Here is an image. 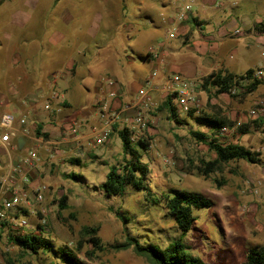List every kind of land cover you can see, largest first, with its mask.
Wrapping results in <instances>:
<instances>
[{"label":"rangeland","instance_id":"374dc122","mask_svg":"<svg viewBox=\"0 0 264 264\" xmlns=\"http://www.w3.org/2000/svg\"><path fill=\"white\" fill-rule=\"evenodd\" d=\"M171 1L0 0V14L5 19L11 11L24 8L32 16L33 34L37 33L40 38L33 42L30 55L47 54L44 56L50 62L49 76L63 72V76L66 74L78 78L80 87L68 99L71 105L78 102L82 106L100 108L104 98L99 95L101 79L111 77L122 87L121 94L116 97L121 100L117 108L128 107L127 114L131 120L136 114L132 107L140 88L137 89L134 85L133 91L130 86L132 81L138 79V71L135 66L127 63L126 57L137 58V52L144 51L149 43L159 45L168 40L170 26L163 25L160 34L156 33L157 36H151L150 30H143L139 37L138 34L135 35L136 30L126 27H131L134 22L137 26L144 24L143 14L157 16L160 6L165 8L163 3ZM250 3H254V7L259 10L258 18L262 19L260 21L264 25V0H251ZM191 5L198 9L195 3L191 2ZM12 31H16V28L5 22L0 23L2 35ZM128 32L130 36L135 35V47L126 42L125 34ZM42 43L43 48H39ZM9 54L7 47H0V67L5 64ZM71 61L75 62V68H66ZM54 62L57 63L52 65ZM252 63L250 59L244 62L249 66ZM255 70L262 71L264 76V67ZM5 73L1 68L0 86H3L1 80H5ZM8 80V89L0 90V99L10 101L9 89L13 87V80ZM193 81L199 84L196 92L200 99L194 112H183L174 99L179 113L178 123L170 118L171 114L167 110L159 108L168 92L154 93L152 98L156 106L145 113L147 126L134 132L133 141L135 144L140 139L149 142L148 150L142 152V161L149 169L146 182L153 195L162 198L170 194L168 192L171 190L180 189L202 194L213 201V208L194 209L197 220L183 239L188 251L206 264H242L251 249L264 247V165H253L241 160L229 163L223 173L204 177L199 172L202 161H212L216 154L207 145L195 140L191 132L211 134L199 118L204 115L213 116L220 111L234 121L237 128L247 123L250 129L249 133L243 135L237 133V130L231 131L217 137L219 142L240 144L264 156V126L257 128L254 120L248 117L249 110L256 108V105L262 103L261 106H264V84L253 94L233 98L226 94L217 96L213 89L205 90L202 80ZM29 82L32 83V80ZM243 86L241 84L236 88L237 94L244 91ZM51 90L47 97L56 91L55 88ZM58 92L61 96V91ZM47 111L51 113V110ZM27 119L29 120L28 116ZM35 120L28 123L32 137L41 141V161L36 171L31 173V179L36 186L42 187L44 203L36 206V214L29 220L34 227L40 226L39 220L43 215L39 210L44 208L47 225L44 231L30 228L22 235L43 233L51 242L52 251L40 249L37 254L25 251L10 241V234L17 233L5 229L0 232V264H6L7 259L12 264H64L57 251L66 247L86 263L149 264L132 249L113 251L110 248L123 243L128 237L137 239L143 245L155 244L166 248L181 237L182 232L169 214L164 201L153 204L148 200V193L131 188H127L123 196H107L102 190L101 186L105 183L110 168L125 163L122 141L117 131L112 133L104 146L95 147L90 136L83 143L82 140H76V137L64 142V131L69 126L63 127L66 129L58 135L59 138H51L45 130L37 135L38 124L36 125ZM126 125L120 123L118 131ZM87 134H90V129ZM35 143L29 139V146H35ZM78 160L79 163L76 162ZM0 161H8L2 150ZM72 175L77 178L74 179ZM250 178L263 183L258 195L250 192L247 184ZM63 196L68 199L66 210H60L59 202ZM122 217L128 220L125 221ZM88 226L100 228L103 251L93 249L82 237L83 228ZM78 243L81 245L78 246Z\"/></svg>","mask_w":264,"mask_h":264},{"label":"crops","instance_id":"0c3cea01","mask_svg":"<svg viewBox=\"0 0 264 264\" xmlns=\"http://www.w3.org/2000/svg\"><path fill=\"white\" fill-rule=\"evenodd\" d=\"M184 1L190 5L191 2L195 3L198 7L196 10L191 5L192 12L184 21L178 18L179 10L183 6L182 0H172L163 3L165 8L160 6L157 14L159 19L155 15L145 13L144 24L137 26L134 22L131 27L127 25V29L136 30L135 35L138 34V37L143 30H150L151 36H157L156 33L160 34L163 25L170 26L168 40L159 45L149 43L144 51L137 52V58L126 57L127 63L135 66L138 71V79L131 82L132 89L135 85V88H140L139 92L142 88L150 86L151 94H165L161 87L176 75L190 80H202L213 73L227 71L240 75L249 69L264 67V31L259 29L264 25L260 21L262 19L258 18L259 10L254 7V3H250L251 0ZM159 2L162 3V0ZM31 18L24 8L11 11L5 19L0 14V23L5 22L16 28V31L9 34L0 33V47H7L10 51L9 58L0 67V70L2 68L6 71V78L1 80L3 86H0V90L6 91L9 86L8 79L13 80V87L9 89L10 101L0 99V102H10L18 113L29 117V123L36 119V125L41 124L51 138H59L58 135L66 129L63 127L79 124L78 133L76 136H69V139L76 137V140H82L83 143L89 138L87 131L95 124L99 107L82 106L78 102L71 105L68 99L71 93L80 87L78 78L69 77L65 73L63 76V72L49 76L51 66L50 62L46 61L47 54L31 56L33 42L40 38L37 33L33 34L34 24ZM237 30L241 31L240 36L233 34ZM129 32L125 34L126 42L134 46L135 35L130 36ZM31 36L35 38L32 40ZM8 42L10 44H7ZM42 46L43 43L39 48H43ZM247 59L253 62L250 66L244 64ZM75 66V62L71 61L67 63L66 68L74 69ZM62 77L64 80L60 81ZM30 79L33 84L29 82ZM107 79L113 80L111 77L101 79L99 95L104 96L101 104L116 109L121 100L112 99L108 95L113 91L119 96L122 87L114 79L115 84L110 89L105 84ZM24 85L25 88H22ZM52 88L56 89L58 95V91H61L63 98L59 95L49 114V111L44 109V99ZM41 120L43 121L40 122ZM64 133L66 135L67 132ZM263 157L262 155L261 160L264 165ZM3 231L4 229L0 230Z\"/></svg>","mask_w":264,"mask_h":264},{"label":"trees","instance_id":"16d2710c","mask_svg":"<svg viewBox=\"0 0 264 264\" xmlns=\"http://www.w3.org/2000/svg\"><path fill=\"white\" fill-rule=\"evenodd\" d=\"M259 29L264 31V26ZM255 73V69H249L240 75L227 71L213 73L202 79V87L205 90L213 89L217 96L226 94L233 98H244L247 95L257 92L260 86L264 84V76L257 78L254 76ZM245 79H250V83L242 87L244 91L239 94L233 93V90L241 86V81ZM174 99L175 95H167V98L161 103L159 108L160 110H167L171 114L170 118L179 123V113ZM193 112L194 109H191L188 113L192 114ZM199 119L209 128L211 134L192 131L191 135L198 142L207 145L216 154L214 160L202 161V166L199 168L202 176L208 177L212 174L223 173L227 165L231 162L244 160L253 165L262 163V156L259 152L247 149L240 144H222L219 142L217 137H221V130L223 128H233L236 126L234 121L222 115L220 111L216 112L213 116L204 115ZM253 123L257 128L264 126L263 120H254ZM118 125L114 126L113 132L117 131L119 133L125 155V163L118 167L112 166L110 168L107 179L101 186L102 190L107 196H123L126 193V189L131 188L137 192L148 193V200L153 204L157 205V203L164 201L165 207L182 233L179 239L171 242L166 248H161L155 244L143 245L137 239L128 237L123 243L115 244L110 249L113 251L132 249L136 255L145 258L149 264H206L201 258L194 256L188 251L183 239L191 231L197 220L194 215V209L213 208V201L202 194L180 189L171 190L168 192L170 194L162 198L153 195L146 182L149 169L142 161V152L148 150L150 146L149 142L140 139L138 144H135L133 141L134 132L127 126L118 131ZM249 129L250 126L246 123L239 126L236 132L243 135L249 133ZM42 130L43 126L39 124L36 128V134L41 135ZM45 136L47 137V135ZM76 162L79 163V160ZM71 177L74 179L77 178L76 175H72ZM219 184L221 185L222 183L220 182ZM67 201L66 196L61 198L59 202L60 210H66L68 208ZM122 218L125 221L128 220L125 217ZM99 231V227H84L82 237L87 240L93 249L103 251L104 247L99 237ZM10 241L23 250L30 251L34 254H37L40 249L49 251L52 247L51 242L46 239L43 233L26 235L10 234ZM80 245L81 243H78V246ZM57 253L62 256L64 264H92L79 259L77 254L68 247L59 249ZM6 264L12 263L7 259ZM242 264H264V247L251 249Z\"/></svg>","mask_w":264,"mask_h":264},{"label":"built area","instance_id":"2783aa9c","mask_svg":"<svg viewBox=\"0 0 264 264\" xmlns=\"http://www.w3.org/2000/svg\"><path fill=\"white\" fill-rule=\"evenodd\" d=\"M183 6L179 10L178 18L180 21L186 20L192 12V6L182 0ZM235 36H240L241 31H234ZM170 37L173 38V35ZM155 57L157 55L155 54ZM255 77L261 78L262 71H256ZM250 79L241 81V84L248 85ZM55 84V81H54ZM105 84L110 89L114 86L113 80H105ZM199 84L193 80L187 79L181 75L169 78L162 90L168 95H175L177 105L183 112H189L191 109L197 108L200 103L198 93L196 92ZM161 90V91H162ZM162 91V92H163ZM152 89L150 86L142 88L132 107L136 114L128 118L127 108H111L109 105H102L98 109V117L95 124L90 128L89 136L93 140L95 147L104 146L110 139L114 126L120 123H126L133 132L146 128L147 118L145 113L155 108V102L152 98ZM172 93V94H171ZM233 93H237L234 89ZM110 98L115 99L117 94L113 91L109 92ZM59 99L56 91H53L44 99V108L52 110L53 103ZM262 103L256 105V108L249 110L248 117L252 120H263L264 122V106ZM29 120L27 116L22 115L14 109L10 102H0V150H2L8 161H0V230H9L17 234H23L24 231L35 228L37 231H44L47 225L46 209L41 208L39 211L41 219L40 226L34 227L30 222V217L36 214V206L44 203L43 189L36 186L31 179V173L36 171L40 165L41 156L39 153V139L32 137L29 128ZM130 125V126H128ZM240 125V123H239ZM238 125V126H239ZM79 124H73L67 129L64 142H68L69 136L78 133ZM237 128H223L221 136L227 135ZM24 142L20 143L19 140ZM29 139L33 140L35 146H29ZM264 174V169L262 170ZM250 192L254 195L260 193L262 182L249 179L247 182ZM40 233V232H39Z\"/></svg>","mask_w":264,"mask_h":264},{"label":"water","instance_id":"95a60500","mask_svg":"<svg viewBox=\"0 0 264 264\" xmlns=\"http://www.w3.org/2000/svg\"><path fill=\"white\" fill-rule=\"evenodd\" d=\"M19 142L22 143V142H24V141H23V139H20Z\"/></svg>","mask_w":264,"mask_h":264}]
</instances>
